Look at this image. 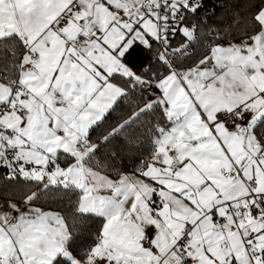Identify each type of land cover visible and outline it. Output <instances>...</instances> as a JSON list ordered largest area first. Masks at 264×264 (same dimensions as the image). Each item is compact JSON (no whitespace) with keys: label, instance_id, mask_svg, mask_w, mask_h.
<instances>
[{"label":"snow or ice","instance_id":"6c2138e0","mask_svg":"<svg viewBox=\"0 0 264 264\" xmlns=\"http://www.w3.org/2000/svg\"><path fill=\"white\" fill-rule=\"evenodd\" d=\"M243 12L197 51L207 0H0V264H264V0Z\"/></svg>","mask_w":264,"mask_h":264},{"label":"trees","instance_id":"16d2710c","mask_svg":"<svg viewBox=\"0 0 264 264\" xmlns=\"http://www.w3.org/2000/svg\"><path fill=\"white\" fill-rule=\"evenodd\" d=\"M246 0H227L225 3L231 5L238 3L240 8L239 19H234V11L229 7L217 8L214 14H209L207 25L204 27V31L208 33L207 37H202L199 44L194 45L193 50H199L204 44H211L214 41L210 38L213 32H217L219 36V42L227 44L229 42H236L244 37L242 32L247 30V21L243 12V6ZM179 39V38H178ZM130 165V162H129ZM2 171V170H0ZM22 185L7 186L0 184V198L9 200V192L15 195L14 189H19Z\"/></svg>","mask_w":264,"mask_h":264},{"label":"built area","instance_id":"2783aa9c","mask_svg":"<svg viewBox=\"0 0 264 264\" xmlns=\"http://www.w3.org/2000/svg\"><path fill=\"white\" fill-rule=\"evenodd\" d=\"M227 0H223V2L225 3ZM221 2V0H207L208 3V10H209V14H213L211 12V9H213L216 5H218ZM217 9V8H216ZM216 11V10H215ZM215 13V12H214ZM217 32H213L212 35L215 36L217 35ZM178 39V38H177Z\"/></svg>","mask_w":264,"mask_h":264},{"label":"crops","instance_id":"0c3cea01","mask_svg":"<svg viewBox=\"0 0 264 264\" xmlns=\"http://www.w3.org/2000/svg\"><path fill=\"white\" fill-rule=\"evenodd\" d=\"M240 41L241 40H239V41H236V42H233V43H240ZM226 45V44H225ZM1 199V198H0ZM1 200H4V199H1ZM6 201H8V200H6ZM4 205H6V204H4L3 202H0V206H4Z\"/></svg>","mask_w":264,"mask_h":264},{"label":"rangeland","instance_id":"374dc122","mask_svg":"<svg viewBox=\"0 0 264 264\" xmlns=\"http://www.w3.org/2000/svg\"><path fill=\"white\" fill-rule=\"evenodd\" d=\"M0 202H3L4 204H7L8 201L0 199Z\"/></svg>","mask_w":264,"mask_h":264}]
</instances>
